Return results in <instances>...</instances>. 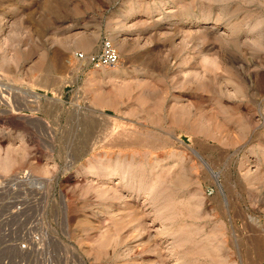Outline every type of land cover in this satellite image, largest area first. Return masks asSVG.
<instances>
[{
	"label": "rangeland",
	"instance_id": "374dc122",
	"mask_svg": "<svg viewBox=\"0 0 264 264\" xmlns=\"http://www.w3.org/2000/svg\"><path fill=\"white\" fill-rule=\"evenodd\" d=\"M8 158L88 264H264V0H0Z\"/></svg>",
	"mask_w": 264,
	"mask_h": 264
},
{
	"label": "built area",
	"instance_id": "2783aa9c",
	"mask_svg": "<svg viewBox=\"0 0 264 264\" xmlns=\"http://www.w3.org/2000/svg\"><path fill=\"white\" fill-rule=\"evenodd\" d=\"M74 57L94 69L112 67L120 60L110 40L103 41L97 52L78 51ZM56 180L54 175L42 177L27 167L0 173V264H88L68 230L56 232Z\"/></svg>",
	"mask_w": 264,
	"mask_h": 264
},
{
	"label": "bare ground",
	"instance_id": "6f19581e",
	"mask_svg": "<svg viewBox=\"0 0 264 264\" xmlns=\"http://www.w3.org/2000/svg\"><path fill=\"white\" fill-rule=\"evenodd\" d=\"M87 41H84L83 42V46L84 47H86L87 46ZM107 68V67H106ZM94 114V113H93ZM108 120V119H107ZM124 130V129H123ZM247 130V129H246ZM245 130V131H246ZM128 132V131H127ZM125 133V132H124ZM129 135V134H128ZM122 136H123V133H122ZM125 137V136H124ZM129 137V136H128ZM117 138V137H116ZM119 138V137H118ZM115 139V138H114ZM120 139V138H119ZM135 139H137V138H135ZM131 140V139H130ZM111 141V140H110ZM119 141V140H118ZM116 142V141H115ZM122 142V141H121ZM141 142H142V140H141ZM146 142V141H145ZM148 142V141H147ZM146 142V143H147ZM236 142V141H235ZM131 143V142H130ZM136 143H138V142H136ZM118 144L120 145V143L118 142ZM127 144V143H126ZM145 144V143H144ZM144 144H142L143 146H144ZM233 144H235V143H233ZM117 145V144H116ZM140 145V144H139ZM141 145V146H142ZM146 145V144H145ZM126 147H127V145H125ZM128 146H130V144L128 143ZM13 164H14V161L11 159V158H8V159H4V160H1L0 161V170L2 171V172H4V173H9V172H11L12 171V168H13ZM64 209H65V207H64ZM63 213V212H62ZM66 213V212H65ZM68 216V215H67ZM65 219V218H64ZM68 219V218H67Z\"/></svg>",
	"mask_w": 264,
	"mask_h": 264
}]
</instances>
